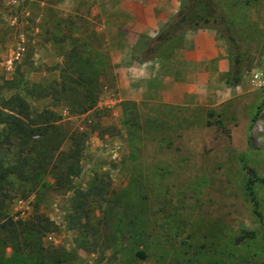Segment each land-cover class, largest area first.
I'll use <instances>...</instances> for the list:
<instances>
[{
    "label": "rangeland",
    "instance_id": "1",
    "mask_svg": "<svg viewBox=\"0 0 264 264\" xmlns=\"http://www.w3.org/2000/svg\"><path fill=\"white\" fill-rule=\"evenodd\" d=\"M59 1L0 0L1 92H19L33 118L47 111L42 119L55 121L36 138L27 198L16 186L1 211L15 221L41 216L49 231L12 237L0 228V264H264V183L253 185L261 219L248 190L249 170L264 179V0H211L219 27H209L230 69L192 107L121 101L118 70L151 55L157 38H139L140 52H111L94 6ZM15 146L0 136L7 162L19 160ZM79 146V174L67 181ZM94 183L109 192L89 198L84 219L75 191ZM245 231L256 237L239 240Z\"/></svg>",
    "mask_w": 264,
    "mask_h": 264
},
{
    "label": "crops",
    "instance_id": "2",
    "mask_svg": "<svg viewBox=\"0 0 264 264\" xmlns=\"http://www.w3.org/2000/svg\"><path fill=\"white\" fill-rule=\"evenodd\" d=\"M72 0H61L64 5ZM184 0H76L94 6L92 16L103 21L111 52L142 51L139 38L155 39L181 11ZM119 38L120 41L116 40ZM144 46V44H143ZM123 47V48H122ZM142 60L118 70L121 101H149L171 107L202 105L227 79V45L213 29H188ZM215 87V88H214Z\"/></svg>",
    "mask_w": 264,
    "mask_h": 264
},
{
    "label": "trees",
    "instance_id": "3",
    "mask_svg": "<svg viewBox=\"0 0 264 264\" xmlns=\"http://www.w3.org/2000/svg\"><path fill=\"white\" fill-rule=\"evenodd\" d=\"M187 11L181 9L177 18L169 24L167 29L163 31L156 39L158 44H162L167 40L175 37L183 31L188 29H210L209 25L213 24L214 28L219 27V20L215 17L214 4L211 0H189L187 1ZM198 6L202 9V13H197L194 8ZM222 19V18H220ZM186 25V28H184ZM229 41L236 46L235 37L230 33V29L227 27ZM241 62V55L237 53L235 63ZM22 77V75H21ZM241 82L240 76H234L233 80L229 83L233 86L239 85ZM29 101L23 97L19 92L6 96L1 92L0 88V125L2 130L0 136H5V141L8 145H12L13 141L16 142V146L20 153V158L17 162H7L6 158L0 155V221L3 223L0 228L7 232L12 237H19L23 233L35 232L36 234H45L49 231L47 223H43L44 219L41 216H36L33 219L15 221L13 218H2L1 211L3 209L4 198L7 196V192L14 190L16 186L21 190V197L27 198V193L22 192V187L30 182L31 173L33 176L38 177L35 173L38 170L33 164L35 163L31 152H34V148L39 143L37 137H46L51 123L54 120L51 118L42 119L44 113H40L36 118H33ZM93 108V105L86 108L84 111H88ZM41 138V139H42ZM83 148L79 146L77 150H73L68 159L71 164H68L63 171L62 177L65 176L67 181H70L71 177L79 174L78 165ZM51 161L47 162L49 166ZM45 165V164H44ZM251 173L250 180L248 182V190L250 191L251 201L255 206V214L261 219V214L257 210V202L254 197L253 185L256 182L264 183L263 178H258L254 170H249ZM102 183V181L100 180ZM109 190L102 185L94 183L87 190H77L74 195L73 209L76 214L81 218L86 219L88 216L87 206L89 204V198H102L107 195ZM2 197V198H1ZM256 232L245 231L243 236L239 240L245 238H255ZM142 258L145 255L141 252L138 254Z\"/></svg>",
    "mask_w": 264,
    "mask_h": 264
},
{
    "label": "built area",
    "instance_id": "4",
    "mask_svg": "<svg viewBox=\"0 0 264 264\" xmlns=\"http://www.w3.org/2000/svg\"><path fill=\"white\" fill-rule=\"evenodd\" d=\"M22 50H24V49H22ZM8 63H9V68H11V66H12V61H9Z\"/></svg>",
    "mask_w": 264,
    "mask_h": 264
}]
</instances>
